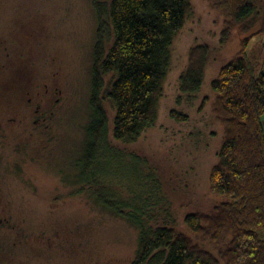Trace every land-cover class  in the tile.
<instances>
[{"label": "rangeland", "instance_id": "1", "mask_svg": "<svg viewBox=\"0 0 264 264\" xmlns=\"http://www.w3.org/2000/svg\"><path fill=\"white\" fill-rule=\"evenodd\" d=\"M190 3L171 47L157 122L133 142L109 138L102 189L124 202L117 212L82 181L79 167L91 116L93 0H0V264H130L140 228L125 215L129 201L148 207L151 224L175 226L221 258L212 242L191 234L185 217L223 200L210 185L226 138L212 82L247 37L252 58L262 62L264 35L253 34L264 17L257 12L244 32L217 0ZM199 44L210 46L205 80L198 92L184 93L180 78ZM105 104L112 121L115 108Z\"/></svg>", "mask_w": 264, "mask_h": 264}, {"label": "trees", "instance_id": "2", "mask_svg": "<svg viewBox=\"0 0 264 264\" xmlns=\"http://www.w3.org/2000/svg\"><path fill=\"white\" fill-rule=\"evenodd\" d=\"M93 4L98 30L91 116L79 167L82 181L97 186L98 199L120 212L124 202L102 189L107 186L101 177L110 158L109 138L133 142L157 122L171 47L192 7L190 0H93ZM217 5L231 18L233 28L244 32L252 28L257 12L264 17V0H217ZM229 32L224 30L223 42ZM257 34L264 35V24L253 35ZM251 37L242 40L239 55L212 82L217 94L214 110L226 138L210 185L223 200L209 212L185 217L191 234L212 242L221 258L175 226L151 224L148 207L129 201L132 211L125 215L140 228L137 255L130 264H264V43L260 62L249 52ZM209 56L208 44L191 49L180 78L184 93L201 89ZM106 101L115 108L112 121Z\"/></svg>", "mask_w": 264, "mask_h": 264}, {"label": "flooded vegetation", "instance_id": "3", "mask_svg": "<svg viewBox=\"0 0 264 264\" xmlns=\"http://www.w3.org/2000/svg\"><path fill=\"white\" fill-rule=\"evenodd\" d=\"M4 87H6V88H7V86H6V85H5V86H3V89H4ZM29 101L31 102V101H32V98H30V99H29ZM31 103H32V102H31ZM41 106H42V105H39V106L36 108V112H37V113L39 112V110H40ZM36 122H38V119H36ZM2 126H3V124L0 122V130L2 129Z\"/></svg>", "mask_w": 264, "mask_h": 264}, {"label": "crops", "instance_id": "4", "mask_svg": "<svg viewBox=\"0 0 264 264\" xmlns=\"http://www.w3.org/2000/svg\"><path fill=\"white\" fill-rule=\"evenodd\" d=\"M263 121H264V117H263Z\"/></svg>", "mask_w": 264, "mask_h": 264}]
</instances>
